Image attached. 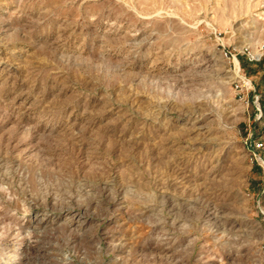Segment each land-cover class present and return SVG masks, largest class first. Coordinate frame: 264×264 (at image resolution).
I'll return each mask as SVG.
<instances>
[{
  "label": "rangeland",
  "instance_id": "obj_1",
  "mask_svg": "<svg viewBox=\"0 0 264 264\" xmlns=\"http://www.w3.org/2000/svg\"><path fill=\"white\" fill-rule=\"evenodd\" d=\"M263 65L264 0H0V264H264Z\"/></svg>",
  "mask_w": 264,
  "mask_h": 264
},
{
  "label": "built area",
  "instance_id": "obj_2",
  "mask_svg": "<svg viewBox=\"0 0 264 264\" xmlns=\"http://www.w3.org/2000/svg\"><path fill=\"white\" fill-rule=\"evenodd\" d=\"M231 54H232L231 52H228V51L225 52L226 57H230ZM261 56L262 55H260V57L257 59L255 57H252L251 59L252 60H260ZM234 58H237V54L234 55ZM235 89H236L237 93L239 94L240 98L246 102L247 106H249V102H250L249 93L253 89L252 80H250L246 75L239 76V78L236 79V81H235ZM252 103H254V105H255L256 116L261 119L263 117V111H262V107H261V103H260V95L259 94L253 95ZM263 147H264V143L257 140L255 143V149H261Z\"/></svg>",
  "mask_w": 264,
  "mask_h": 264
},
{
  "label": "bare ground",
  "instance_id": "obj_3",
  "mask_svg": "<svg viewBox=\"0 0 264 264\" xmlns=\"http://www.w3.org/2000/svg\"><path fill=\"white\" fill-rule=\"evenodd\" d=\"M263 18V17H262ZM235 64H236V72H240L241 71V66L239 64V60L237 58H235ZM189 126V125H188ZM195 126V125H194ZM193 126V127H194ZM197 127V126H196ZM203 127V126H202ZM205 127V126H204ZM199 128V127H198Z\"/></svg>",
  "mask_w": 264,
  "mask_h": 264
},
{
  "label": "crops",
  "instance_id": "obj_4",
  "mask_svg": "<svg viewBox=\"0 0 264 264\" xmlns=\"http://www.w3.org/2000/svg\"><path fill=\"white\" fill-rule=\"evenodd\" d=\"M255 64H252L251 66H254ZM249 71H251L250 69H248ZM255 71H257V73H261V72H264V65H263V69H262V71L261 70H257V69H253V72H255Z\"/></svg>",
  "mask_w": 264,
  "mask_h": 264
}]
</instances>
